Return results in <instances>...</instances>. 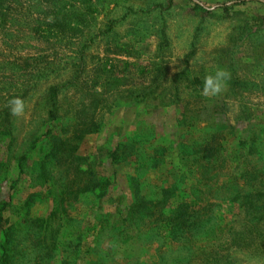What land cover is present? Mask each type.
<instances>
[{
    "label": "rangeland",
    "instance_id": "rangeland-1",
    "mask_svg": "<svg viewBox=\"0 0 264 264\" xmlns=\"http://www.w3.org/2000/svg\"><path fill=\"white\" fill-rule=\"evenodd\" d=\"M230 1L0 0V198L15 262L264 264V3L217 6ZM219 68L226 90L204 97ZM59 129L81 159L46 160L38 181ZM215 144L197 175L191 151ZM184 203L200 216L181 215L172 235L166 217Z\"/></svg>",
    "mask_w": 264,
    "mask_h": 264
},
{
    "label": "trees",
    "instance_id": "trees-1",
    "mask_svg": "<svg viewBox=\"0 0 264 264\" xmlns=\"http://www.w3.org/2000/svg\"><path fill=\"white\" fill-rule=\"evenodd\" d=\"M247 1H254V0H232L230 2H227V3H223V4H218L217 6L221 7L222 9H227V5L228 4H237L239 2H247ZM255 1H259L261 3H264V0H255ZM197 6L199 5L198 3L196 4ZM204 9H210L208 6H205V5H201ZM199 7V6H198ZM2 125V124H1ZM4 129H3V133H6V135H9V131L11 130L9 124L7 123H3V126ZM91 128H87V130L89 131ZM65 133H64V130H55L50 136H49V140H50V146H49V150L47 152H45L42 156H40L38 158V165H39V168L36 169V177H37V180L38 181H42V182H47L48 179H49V172L50 170L46 168L45 166V162L46 160L48 159H51V160H54V159H58L60 157V155L64 154V153H68L67 157L68 158H65V162L66 164H70V163H73V162H76L77 160L81 159L77 156H74L73 154V150L71 152H68L66 151L65 147L70 143L65 137ZM122 144V143H121ZM9 145H10V142L7 143V147H6V150L8 151L9 149ZM118 146L120 147L121 145H117L114 150H112V152H110V158H111V161L113 163L114 162V159L115 158V155H116V150L118 148ZM208 146H203V149L202 150H198V151H191L190 153V157L193 158L191 165H188L189 167L191 166H194L196 169H197V165H195V163L197 162H200V168L198 169L197 171V175H203L204 172H202V168L206 167V171L205 173H207L210 169L212 168H209V164L212 163L214 164L213 161H217V157H213L214 155V152L217 153V151L219 150L220 151V147L219 145H214L212 146L210 149L209 147L207 148ZM183 154V153H182ZM25 158V157H24ZM24 158H22L23 160H25ZM83 158V157H82ZM85 159V158H84ZM154 158H151L150 161H152ZM199 160V161H198ZM2 160H0V172H1V167L4 165L3 162H1ZM216 164V162H215ZM23 166V165H22ZM21 166V168H19V173L22 174L24 173V170H23V167ZM253 173H257V169H253L252 170ZM245 173L247 174V171L246 172H242L241 173V178L243 179H246L248 177H246ZM257 175L254 174L252 175V178H255L257 179ZM251 179V178H249ZM92 181H94V178L92 179ZM95 187L98 186L97 183H93ZM93 186V188H95ZM48 188H50V185L47 186ZM192 188V186H191ZM67 193H71V190H69ZM62 198V197H61ZM247 200L245 203H247L248 205H250L251 207L254 205L255 206V203H253V201L251 200L252 196H246ZM64 199V197H63ZM233 199L229 200L230 202H233L232 201ZM10 201V198H8L7 200L5 199H2L0 198V231H1V241H0V264H24V261H21V262H15L14 258H15V253L12 252L11 250V240H13V237L15 236L14 235V230H15V227L13 225H8V219L6 217H4V214H3V211L5 209V206L7 205V202ZM140 204H136L137 206L134 208L131 207V209L129 210L130 212H137L136 209L138 208H141L140 207ZM177 208H185L183 211L179 212ZM189 205H187V203H184L178 207H176V209H173L170 211L169 215H168V218L166 217V219L168 220L169 222V227L171 229V234L174 235L178 230L176 229L177 227V223H179L182 219V216L181 215H185V214H189V213H192L193 215L191 216V218L193 217H198V215L200 216V213L199 210H193V211H190L189 210ZM51 214V213H50ZM189 216L187 217V220H188ZM211 218H209L208 220H210ZM24 220L26 221V218H24ZM37 223L39 224V228L40 230H48V228H46L44 226V223L45 221L44 220H38ZM203 224H205L204 220H200L198 223L197 221L193 222V223H190V224H186L185 228H184V233H187V234H190V236H194L196 233H198L201 229L200 226H203ZM46 234L47 233H44L43 235V232L40 231L38 236L41 237L39 238L38 240H36L34 243L31 242V245H35V247H37L38 251H40L42 249V246H43V243H44V240H45V237H46ZM189 242H191V240H188ZM56 243L57 242H54V244L52 243V246H56ZM12 249H17L16 246H14ZM19 250V249H17ZM22 250V249H21ZM170 251V250H169ZM23 258V257H21Z\"/></svg>",
    "mask_w": 264,
    "mask_h": 264
},
{
    "label": "clouds",
    "instance_id": "clouds-1",
    "mask_svg": "<svg viewBox=\"0 0 264 264\" xmlns=\"http://www.w3.org/2000/svg\"><path fill=\"white\" fill-rule=\"evenodd\" d=\"M230 79L231 73L223 68H219L214 73L206 75L203 79L201 95L204 97L220 95L226 90ZM8 106L12 116L20 117L24 114L25 104L19 97L11 99L8 102Z\"/></svg>",
    "mask_w": 264,
    "mask_h": 264
}]
</instances>
